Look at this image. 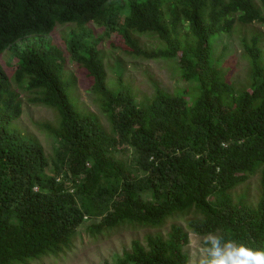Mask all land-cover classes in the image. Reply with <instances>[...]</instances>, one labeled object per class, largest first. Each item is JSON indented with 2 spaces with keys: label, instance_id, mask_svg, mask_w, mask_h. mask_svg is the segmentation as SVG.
Here are the masks:
<instances>
[{
  "label": "trees",
  "instance_id": "16d2710c",
  "mask_svg": "<svg viewBox=\"0 0 264 264\" xmlns=\"http://www.w3.org/2000/svg\"><path fill=\"white\" fill-rule=\"evenodd\" d=\"M114 2L0 0V56L13 54L14 81L35 91L32 102L56 110L60 120L58 127L43 125L60 141L50 163L37 140L11 130L23 106L0 64V264L67 253L87 218L97 236L189 217L188 230L200 237L214 233L264 250L261 36L241 41L253 88L237 90L211 63L215 36L233 33L237 24L264 25V0H127L125 8ZM92 22L121 37L135 58L178 59L182 78L200 84L195 105L190 109L184 95L159 84L150 101L137 104L121 74L110 88L101 43L90 42L84 28ZM67 24L82 29L68 53L85 69L112 133L70 98L76 82L65 74L66 56L48 41ZM136 35L156 36L165 48L148 50ZM126 149L131 163L119 157ZM256 175L258 193L251 197L247 186ZM189 244V232L173 224L166 235L133 240L114 264H190Z\"/></svg>",
  "mask_w": 264,
  "mask_h": 264
},
{
  "label": "rangeland",
  "instance_id": "374dc122",
  "mask_svg": "<svg viewBox=\"0 0 264 264\" xmlns=\"http://www.w3.org/2000/svg\"><path fill=\"white\" fill-rule=\"evenodd\" d=\"M126 4L127 0H119L115 3V7L125 8ZM107 7L108 5L104 9ZM84 28L90 42L99 41L101 43L108 86L110 88L117 87L116 81L119 74H121L126 88L131 90L137 104H145L146 101H150L154 95L155 84H159L160 88L169 94L184 95L190 109L201 96L200 84L187 82L182 78V70L179 67L178 59L164 61L135 58L125 51L121 37L116 34L109 36L106 33L103 23L92 22ZM187 31L184 27L181 32L187 34ZM81 35L82 29L77 25H58L52 35L48 37V41H52L54 45L58 46L66 56L65 74L69 79L76 82L75 88L70 91L72 102L78 109L95 114L105 131L112 133V125L99 105L85 69L79 67L68 53L69 42L75 37H82ZM136 36L148 50L158 47L159 49L165 48V44L160 43L156 36ZM252 36H261V47L264 49V25L260 24L249 26L237 24L233 33L218 34L212 40V65L221 71L226 80L234 83L239 91L253 88L255 82L250 71L249 59L243 53L241 47V41L244 38L250 39ZM17 62L18 60L9 50L0 56V64L11 78L13 89L19 93L23 106L22 117L11 124V130L37 140L44 147L48 161L52 163L56 160L60 141L49 134L43 125L58 127L60 121L58 113L52 108L33 103L32 101L36 95L35 91H27L25 87L20 88L18 86L14 81V66ZM119 157L131 163L133 151L126 149L125 152L119 153ZM52 169L53 165H50L49 173H52ZM258 178L256 175L248 182L247 187L250 189L251 197H255L258 193ZM187 218L189 217L176 216L169 218L159 228L125 225L105 231L97 236L92 235L87 230V227L94 222L92 219L87 218L78 229V235L74 239L71 250L59 256H49L35 260L31 264H114L122 257L124 249L130 247L133 240L139 239L145 243L148 235L157 233L166 235L173 224L183 226L189 232L190 244L185 248V252L190 258V264H193V261L200 254V242L203 237L188 230ZM97 222H100V219Z\"/></svg>",
  "mask_w": 264,
  "mask_h": 264
},
{
  "label": "clouds",
  "instance_id": "9594fccd",
  "mask_svg": "<svg viewBox=\"0 0 264 264\" xmlns=\"http://www.w3.org/2000/svg\"><path fill=\"white\" fill-rule=\"evenodd\" d=\"M200 243V254L193 264H264V250L225 240L214 233L205 235Z\"/></svg>",
  "mask_w": 264,
  "mask_h": 264
}]
</instances>
